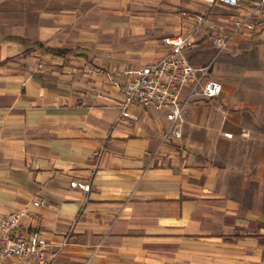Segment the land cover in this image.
I'll use <instances>...</instances> for the list:
<instances>
[{
  "label": "crops",
  "instance_id": "obj_1",
  "mask_svg": "<svg viewBox=\"0 0 264 264\" xmlns=\"http://www.w3.org/2000/svg\"><path fill=\"white\" fill-rule=\"evenodd\" d=\"M257 2L0 0V218L25 210L50 264H264V28L212 43ZM200 15L184 53L222 93L163 143L120 89Z\"/></svg>",
  "mask_w": 264,
  "mask_h": 264
},
{
  "label": "built area",
  "instance_id": "obj_2",
  "mask_svg": "<svg viewBox=\"0 0 264 264\" xmlns=\"http://www.w3.org/2000/svg\"><path fill=\"white\" fill-rule=\"evenodd\" d=\"M209 7L216 4L228 8H240L242 0H201ZM205 16H196L191 32L165 37L163 44L166 52L159 60L142 65L136 75L120 89L122 104L120 117L129 116L132 106H140L165 114L168 126L163 134V143L179 140L187 105L195 99L213 100L222 93V85L209 79L211 65L197 67L192 65L184 50L190 38L205 24ZM264 28V0L246 8L242 16L236 17L232 28L225 31L223 26L216 29L212 43L221 53L229 48L234 38L242 33L255 32ZM185 90L187 96L181 100L179 95ZM243 135H245L243 133ZM101 151L96 153L98 159ZM72 188L89 192L90 183H70ZM41 202H35L39 206ZM25 210L8 213L0 218V261L14 260L13 264H50L55 253H48L39 234H26L20 230L22 221L27 217Z\"/></svg>",
  "mask_w": 264,
  "mask_h": 264
}]
</instances>
